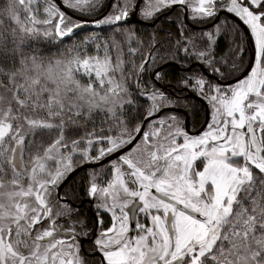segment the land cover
Masks as SVG:
<instances>
[{
  "label": "snow or ice",
  "instance_id": "1",
  "mask_svg": "<svg viewBox=\"0 0 264 264\" xmlns=\"http://www.w3.org/2000/svg\"><path fill=\"white\" fill-rule=\"evenodd\" d=\"M0 264H264V0H0Z\"/></svg>",
  "mask_w": 264,
  "mask_h": 264
},
{
  "label": "flooded vegetation",
  "instance_id": "2",
  "mask_svg": "<svg viewBox=\"0 0 264 264\" xmlns=\"http://www.w3.org/2000/svg\"><path fill=\"white\" fill-rule=\"evenodd\" d=\"M242 30H243V29H242ZM243 32H244V31H243ZM244 34H245V33H244ZM245 36H246V35H245ZM246 38H247V36H246ZM247 40H248V44H249V46H250L249 51H250V56H251V53H252L251 44H250L248 38H247ZM253 43H254V42H253ZM227 44H228V43H227ZM227 51H228V45H227L225 51H223V52H219V51H217V53H218V54H223V53H226ZM249 60H250V59H249ZM248 62H249V61H248ZM170 66H173L177 71H179V75H178L177 78H175L174 76H172V75L169 74V70H167V68L170 67ZM165 70L168 72V77H167L166 81L164 82V86H165L169 91H171L172 88L176 85L177 79L183 74V71H182L181 67H180L179 65H176V64H170V65H168V66L166 67ZM158 86H159V85H158ZM189 99L191 100L192 104H194V105H198V104H199V105L201 106V108L203 109V114H204V115H203V121H205L206 118H207V106H206V102H204L203 100H200L199 98H195V97H193V96L189 97ZM197 103H198V104H197ZM192 110H193V108H189V109L187 110V115L185 116V124H186V126H187V122H188V128L197 131V130L200 129L201 126L203 125V123H202L203 121H202L201 123H198V122L194 121V120L192 119ZM181 115H184V113H181ZM196 123H197V124H196ZM79 175H81V173L78 172L77 175H76V177H74V178H78ZM80 211H81V214H82V215L87 216L90 220H91V219H94V212H95V209H94L92 203H90L87 199H84ZM104 218H105L106 221L109 219L107 216H105Z\"/></svg>",
  "mask_w": 264,
  "mask_h": 264
},
{
  "label": "trees",
  "instance_id": "3",
  "mask_svg": "<svg viewBox=\"0 0 264 264\" xmlns=\"http://www.w3.org/2000/svg\"><path fill=\"white\" fill-rule=\"evenodd\" d=\"M97 30H99V29H97ZM246 40H247V38H246ZM247 42H248V40H247ZM227 45H228L227 44V38L225 37L224 39H221L219 41V47L217 48V51H219V52L225 51ZM167 70H169L170 75L174 76L175 78L178 77L179 71H177L173 66L168 67ZM203 115H204L203 109L201 108V106L199 104L195 105V107L192 110V119L198 123H201L203 121Z\"/></svg>",
  "mask_w": 264,
  "mask_h": 264
},
{
  "label": "rangeland",
  "instance_id": "4",
  "mask_svg": "<svg viewBox=\"0 0 264 264\" xmlns=\"http://www.w3.org/2000/svg\"><path fill=\"white\" fill-rule=\"evenodd\" d=\"M98 28L96 26L93 25H89V26H85L84 28V33L83 34H87L89 31H98ZM242 36H243V47H244V58H245V63H248L249 59H250V46L246 40V36L244 34V32L242 31ZM254 42V39H253Z\"/></svg>",
  "mask_w": 264,
  "mask_h": 264
},
{
  "label": "water",
  "instance_id": "5",
  "mask_svg": "<svg viewBox=\"0 0 264 264\" xmlns=\"http://www.w3.org/2000/svg\"><path fill=\"white\" fill-rule=\"evenodd\" d=\"M236 22L240 25V27L243 29L245 35H246L247 38L249 39V42H250V44H251V49H252V52H253L254 44H253L252 37H251V35H250V31L247 30L246 26H244V25H243L242 23H240L238 20H237ZM89 25H90V24H89ZM89 25H86V26H89ZM251 61H252V53H251V56H250V60H249V62H251ZM249 62H248V63H249ZM193 97L198 98V97H196V96H193ZM200 100H201V99H200ZM206 119H207V118H206ZM187 127H188V122H187ZM202 127H203V125H202L201 128L198 129L197 131L201 130Z\"/></svg>",
  "mask_w": 264,
  "mask_h": 264
}]
</instances>
